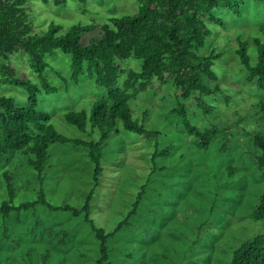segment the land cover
I'll return each mask as SVG.
<instances>
[{"label":"rangeland","instance_id":"rangeland-1","mask_svg":"<svg viewBox=\"0 0 264 264\" xmlns=\"http://www.w3.org/2000/svg\"><path fill=\"white\" fill-rule=\"evenodd\" d=\"M26 1L33 30L39 35L48 31L52 23L62 28L59 34L76 25H94V31L84 34L83 46L100 38L102 26L111 18L135 15L140 8L138 0H68L63 6L42 0ZM240 11L242 16L226 8L214 10L226 27L209 24L212 34L203 51L209 54L216 49L221 55L212 68L216 79H205L212 93H198L186 101L187 116L193 125L202 129L224 127L229 136L220 134L208 149L198 148L180 116L173 112L180 99L170 81L151 84L131 101L134 120L156 132L157 137L128 131L121 123L119 133L108 140L100 185L90 204L94 225L112 233L132 210L142 187H146L130 228H124L108 242L109 264H230L237 248L264 234V219L252 218L264 194V176L256 164V157L262 152L254 142L255 135L264 136V113L259 106L264 102V89L249 80L236 47L237 38L242 37L252 54L254 39H264L260 31L264 26V0H245ZM46 60V76L57 92L40 94L39 109L51 114L52 123L62 135L98 140V132L78 130L65 121L64 113H89L93 102L106 90L98 87L87 73L76 83L72 79L71 58L60 50ZM9 62L18 75L39 83L26 55L14 54ZM138 65L127 61L123 67L138 69ZM0 95L13 98L18 106H27L28 95L19 87L0 85ZM52 147L44 177L46 197L55 206L81 208L95 185L89 151L72 144L57 143ZM167 147L165 155L154 159L155 151ZM9 169L17 171L15 201L35 200L41 184L27 167V156L16 153L1 163V177ZM1 188L5 191L4 178ZM6 195V191L0 193V204ZM2 222L0 217V256L4 264L11 263L10 259L5 260L6 253L22 257L30 250L33 255L18 260L19 264H41L48 252V264H97L100 258V243L84 215L75 217L71 212L52 211L42 204L14 213L6 222L13 239L4 246ZM50 229L69 232L67 244L60 246L61 236L50 237Z\"/></svg>","mask_w":264,"mask_h":264},{"label":"trees","instance_id":"trees-1","mask_svg":"<svg viewBox=\"0 0 264 264\" xmlns=\"http://www.w3.org/2000/svg\"><path fill=\"white\" fill-rule=\"evenodd\" d=\"M42 1L45 4L53 3L55 6H63L68 2V0ZM138 2L140 8L137 14L111 18L108 24L102 26L100 38L94 39L89 46H83L84 34L94 31L96 29L94 25H76L67 33L59 34L62 28L52 23L48 31L39 35L34 32L30 22L26 0H0V85L19 87L28 95L27 106L24 107L18 106L13 98L0 95V165L7 162L11 155L16 153L25 155L27 167L34 172L41 184L35 200L16 202L14 176L17 171L4 170L2 177L0 175V193L7 192L4 202L0 204V217L3 218L2 236L6 235L1 240L3 243L6 239L3 246L13 239L9 234L7 219L11 220L14 213L20 214L42 204L52 211L71 212L75 217L84 215L85 221L91 225L100 243V258L97 264L110 263L108 242L124 228H130L131 219L137 215L142 205L146 187H142L126 218L109 234L94 225L90 217V204L95 189L100 185L104 149L111 136L119 133L120 124L122 123L128 131L149 138L158 136L156 132L147 130L134 120L131 107V101L145 92L151 84L159 82L164 85L173 82L180 99L173 112L180 116L182 125L187 133L194 137V144L198 148L208 149L212 140L220 134L229 136L224 127L214 125L202 129L193 125L187 116L186 101L198 93L201 95L212 93L205 79L206 77L216 79L212 68L221 55L216 49L209 54H204L203 51L212 34L209 24L226 27L224 20L217 17L214 10L226 8L235 15L242 16L240 9L245 0H138ZM260 31L264 35V26L260 27ZM254 45L255 49L251 54L248 42L238 37L237 55L249 72V80H255L258 86L264 89V39L255 38ZM58 50L70 56L72 79L76 83L87 73L98 87L106 90L104 96L93 102L89 113L86 110L64 113L65 121L78 130L88 132L91 129L92 134L98 132L100 138L96 141L71 139L62 135L52 123L51 114L39 109L40 94L44 92L50 95L57 92V89L49 84L46 76L49 66L46 58ZM17 53H23L28 57L39 83L18 75L16 68L9 62L10 57ZM127 61L138 62V69L126 70L123 64ZM259 106L260 112L264 113V102ZM254 142L262 152L256 157V164L264 176V136L255 135ZM57 143L88 149L89 159L94 164L95 185L81 208L67 204L55 206L46 197L45 171L51 158L52 146ZM168 151L169 147L155 151L153 157L157 159ZM11 152L14 153L9 155ZM2 178L6 181L5 191L1 188ZM252 218L257 221L264 219V194ZM15 224L20 223L15 221ZM46 231L48 230L44 232ZM56 232L50 229L47 234L50 237L61 236L58 244L66 245L70 233L65 230ZM27 255L32 256L33 250ZM5 256V260L10 259L12 264H19L18 260L26 257L7 253ZM49 258L48 252L43 256L41 264H48ZM3 261L0 256V264H4ZM230 264H264V234L246 241L237 248L233 252Z\"/></svg>","mask_w":264,"mask_h":264}]
</instances>
